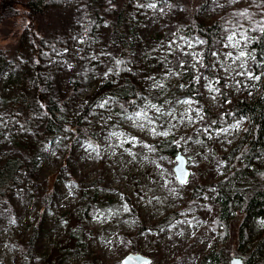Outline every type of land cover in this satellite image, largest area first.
<instances>
[{"label": "rangeland", "instance_id": "1", "mask_svg": "<svg viewBox=\"0 0 264 264\" xmlns=\"http://www.w3.org/2000/svg\"><path fill=\"white\" fill-rule=\"evenodd\" d=\"M203 2L192 0L198 19H218L225 25L209 67L203 61V66L196 64L202 60L200 40L176 34L188 24L189 0L156 4L155 9L136 0H53L33 19L17 6L16 16L0 24V50L8 59L0 70V163L1 155L24 163L6 198L0 197V264H121L128 253L150 258L149 264H200L220 244L224 248L217 258L226 256L227 264L233 257L242 258V215H232L221 241V232L211 224L218 212L211 186L231 170L230 152L245 124L223 111L252 99L259 89L260 79L237 73L251 71L261 78L251 44L262 33L253 29L264 20V9L257 0ZM132 6L135 14L120 30L123 45L113 34L112 22ZM244 9L249 18L234 15ZM238 25L252 42L244 49L250 56L235 60L241 49L224 44ZM42 47L49 55H43ZM228 52L233 56L226 58ZM191 53L198 55L194 59ZM187 71L198 86L199 100L186 93L180 80ZM124 78L137 90L133 105L116 102L107 93L87 105L99 86ZM75 82L78 90L72 94ZM209 83L216 90L209 91ZM18 97L17 111L24 119L32 114L27 120L33 130H23L21 121L14 125L11 119L10 108ZM49 98L64 102L71 118L81 117L96 134V144L75 130L39 137L35 108ZM185 100L191 103H181ZM141 109L153 124L128 119ZM207 114H220L215 127L205 121ZM153 127L169 135H154L149 130ZM167 139L175 141L186 159L187 183L179 184L175 177L174 155L157 148ZM164 217L167 223L157 227ZM78 224L83 225L84 246L69 236Z\"/></svg>", "mask_w": 264, "mask_h": 264}, {"label": "trees", "instance_id": "2", "mask_svg": "<svg viewBox=\"0 0 264 264\" xmlns=\"http://www.w3.org/2000/svg\"><path fill=\"white\" fill-rule=\"evenodd\" d=\"M52 1L0 0V24L7 18L16 16L17 6H22L27 12L28 17L33 19L34 16L43 14L50 5H53ZM140 1L164 4L170 3L173 0H136L137 3ZM189 2L190 16L188 24L177 28L176 34L186 38H196L205 41L204 44H201V55L203 63L206 67H209L211 65L210 57L213 45L225 33V25L218 19H214L208 23L201 22L197 17L192 0H189ZM257 2L264 9L262 0H257ZM203 4L205 5V0ZM134 14L135 10L132 6L128 9V12L124 10L119 11L116 21L112 22L113 34L117 35L123 45H125V37L120 30L131 20ZM33 44L35 46L38 45L36 38ZM59 45L57 43L52 46ZM251 46L255 51L254 68L261 75L259 89L257 95L252 99L238 101L231 108L223 111L224 116L227 118L244 119L245 124L238 141L230 152V156H232L231 170L222 180L211 186L215 187V205L218 208L217 216L211 224L214 229L221 232V241H223L232 215L238 211L242 215L238 226V246L240 249L246 246L245 250L240 253L243 264H264V33H261L260 37L254 39ZM47 49L46 47L41 48L44 56L49 55ZM7 65L8 59L6 53L0 50V70H3ZM180 80L186 85V93L199 100L198 86L193 81L191 73L187 71ZM77 90V82H75L71 93L76 94ZM104 93L109 94V97L116 102L123 101L130 106L138 98L137 90L132 81L124 78L114 85L105 83L99 86L89 97L87 105L103 97ZM21 100L22 98L19 97L15 99L10 108L11 119L14 125H18L21 121V129L33 130L34 127L27 120V118H32V114L26 115L25 120L23 115L17 111L18 102H21ZM35 112V126L42 128L41 132H39V137H51L64 133L69 134L75 130L85 140L93 145L96 144V134L89 130L90 127L85 124V121L81 120V117L75 116L71 118V112L64 102L49 98L44 105H38L35 108ZM219 116L220 114H207L205 121L215 127L217 125L215 122ZM157 148L160 152L167 153L170 156L175 155L180 149L173 139L158 142ZM233 151L235 154L232 153ZM1 157L4 161L0 163V197L6 198L9 187L23 169L24 163L15 157H8L6 155H1ZM167 219L168 217L162 218L156 223V226L165 225ZM82 226L81 224L75 225L69 231L70 238L74 240L77 246H84L85 243ZM34 234L32 235V239L35 237ZM223 248L220 244L216 251L205 255L200 264H204L208 260L216 264H227L226 256L217 258L221 255Z\"/></svg>", "mask_w": 264, "mask_h": 264}, {"label": "snow or ice", "instance_id": "3", "mask_svg": "<svg viewBox=\"0 0 264 264\" xmlns=\"http://www.w3.org/2000/svg\"><path fill=\"white\" fill-rule=\"evenodd\" d=\"M236 2H238V0H229V3H236ZM262 3H264V0H262ZM220 6H222V5H220ZM147 7L152 8V9H155V8L157 7V5H156V3L153 2V3H149V4L147 5ZM170 7H171V5H170ZM160 11L163 12V9H160ZM234 15H235V16H238V17L249 18V13H248V10H247V9H244V10L238 11V12L234 13ZM236 27H237L238 30H233V31H231V32L227 35V37H226V39H227V43L224 44V47H226V48H227V47L240 48L241 50L238 52V55L235 57V60H240V59H242V58H245V57L250 56V53H248V52L245 51L244 49L247 48V45L250 44V43L252 42V38L248 37L247 34H246V32L242 30V29H243V26H242V25H238V26H236ZM253 30H258V31L264 33V20H261V21L257 22V23H256V27H255ZM226 31H227V30H226ZM173 35L175 36V33H173ZM180 39H184V38H183V37H180ZM242 42H244V44H243V48H241V44H242ZM175 43H176V42H175L174 40L171 41V43H170V47H171L172 44H175ZM186 43H187V46H188L189 48H192V47H193V45H192L190 42H186ZM198 43H199V44H204L205 41L200 40V41H198ZM189 54H190V53H184V55H189ZM191 55H193V58L195 59L196 56H197L198 54H196V53H191ZM212 55H213V56H216L217 53H216V52H213ZM232 56H233V53H232V52H228V53H226V58H228V57H232ZM251 59L255 60V56L252 55V56H251ZM235 60H234V62H235ZM116 63H117V64H120L121 62H120V61H116ZM179 64H180L181 67H183V66H184V61H183V60H180V61H179ZM196 64H200L201 66H203L202 60H200V59H196ZM192 66L195 67V64L192 65ZM240 67H241V68H245V67H246L245 63H241V64H240ZM111 71H112V69H109V72H111ZM237 74H238V75L246 74V75L249 77V79H256V80H259V79H260V76H259V75H253V73H252L251 71H246V73H237ZM105 75L107 76L108 73H105ZM196 79L199 80L200 77L197 76ZM205 79H207V77H205ZM205 86H206V88H207L209 91H214V90H216V89H213L211 83H209V84H207V85H205ZM107 103H108V102L105 101L103 104L100 105V107H104L105 104H107ZM181 103H191V102L188 101V100H185V101H181ZM147 107H150V108L155 109L156 112H160V111H161V110H160L159 108H157V106L154 105V104H149V105H147ZM169 115H171V114L169 113ZM197 115H199L198 112H197ZM200 118L203 119L202 116H201ZM128 119L133 120L134 123H135L136 121H140V120H145V121H147L149 124H153V123L155 122L151 117L148 116L147 111H145V110H143V109H141L139 112H135V113H133V115H132V116H129ZM189 119H191V117H189ZM139 126H140V127H144V124H140ZM238 126H239L238 124L235 125V127H238ZM149 130H150L154 135H162V136H167V135H169V132H168V131L158 132V131L156 130V128H154V127H153V128H150ZM205 131H207V129H205ZM111 135H113V136H118V135H122V133H115V132H113V133H111ZM133 139H135V138H133ZM177 171H181V175L177 176V179L180 181V183H181V184L187 183V176H188V173H187L186 171H182V170H180V169H178Z\"/></svg>", "mask_w": 264, "mask_h": 264}, {"label": "water", "instance_id": "4", "mask_svg": "<svg viewBox=\"0 0 264 264\" xmlns=\"http://www.w3.org/2000/svg\"><path fill=\"white\" fill-rule=\"evenodd\" d=\"M174 159L176 161V164L173 167V170H174L176 179H177V176L181 175V171H177L178 169L182 171H186L189 176V171L186 168V159L182 155V153L178 151L174 155ZM188 176H187V179H188ZM177 181L179 184H181L178 179ZM150 262H151L150 258L143 256L141 254H138V253H128L121 259V264H149ZM229 264H243V260L240 257H233L229 260Z\"/></svg>", "mask_w": 264, "mask_h": 264}]
</instances>
